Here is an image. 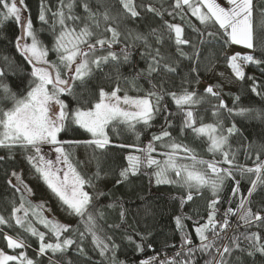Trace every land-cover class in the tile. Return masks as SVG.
<instances>
[{
  "label": "trees",
  "instance_id": "1",
  "mask_svg": "<svg viewBox=\"0 0 264 264\" xmlns=\"http://www.w3.org/2000/svg\"><path fill=\"white\" fill-rule=\"evenodd\" d=\"M88 2L94 12L103 13L107 9L109 15L115 17V20L108 22H104L100 17L101 28L99 30L93 28L97 37H94L92 42L94 43L95 39L101 35L110 37L111 33L104 31L109 25L116 28L120 36L111 50L117 53L119 59L110 60L102 65L101 69L94 70L84 84L75 82L73 94L61 96L68 105L69 112L78 107H91L98 101L101 88L111 92L119 85L121 89L119 95L127 92L129 96L135 97L145 96L147 92L153 90L155 85V90L162 94L161 110L155 114L150 126L139 123L133 131L123 124L110 125L106 129L110 144L105 149H97L95 145L89 146L85 143L65 145L72 154L73 163L78 165V170L84 176L93 177L99 171L100 178L93 181L95 187H86V190L96 197L93 201L94 207L90 210L93 212L101 210L104 213L103 219L99 220L103 228L100 235L110 247L113 243L117 247L114 253L110 250L101 256L91 235H86L81 240L79 233L84 229L79 217L70 214L67 206L62 205L59 198L40 178L28 162L29 152L21 147H0V215L9 218L13 206L20 204L21 192L16 191V188L8 181V176L12 170L22 167L32 172L38 185L45 192L44 195L37 196L50 199L58 215L67 220L72 229H79V231L63 234L75 241L67 251L56 254L47 252L39 256L38 238L16 226L14 220H10L11 227L0 226V249L10 255H18L23 251L36 264H113V255L116 264H141L142 261H148L152 257L156 258L153 264H159L163 260H175L176 264H184L189 259L185 255L187 249L198 248L200 245L194 228L198 224L207 222L210 211L208 204L216 198L211 189L207 186L201 187L199 191L193 188L191 190L193 199L182 206L181 198L186 197L189 190L177 183L156 184L155 166L141 167L135 175L129 173L127 179H123L120 173L128 167L127 157L142 156L143 153L138 149L145 148L152 141L153 134H159L162 129L170 131L172 139L177 143L192 149L197 159L221 162L220 167L229 168L228 164L222 163L224 159L222 153L214 154L208 151L209 141L206 136L197 135L191 129L181 131L184 121L183 111L178 109L168 93L180 94L184 89L195 91L197 98L203 97L199 104L191 106L196 127L201 123L222 125L224 135H228L226 129L233 124L237 130L228 137V143L224 147V151L229 152L230 158L233 159L231 167L233 178L226 179L218 193L220 202L216 205V219L223 223L225 211L228 208L237 209L242 196L248 197V207L264 216V184L258 183L252 195L249 196V188L252 186V180L256 179V174L242 171L244 168H254L257 163H264V115H257V113H264V62L247 64L244 68L243 80L234 77L228 67L225 54L230 44H225L219 34V26L214 23L202 25L186 6L182 9H174L175 0H133L139 12L135 18L125 12L119 0H88ZM42 3L46 9H50L46 11L47 24L38 18ZM254 4L257 6L254 13V43L256 45L254 55L256 59L264 61V47H262L264 28L261 27L259 11L264 8V0H254ZM25 5L27 11L22 15L31 18L39 39L44 46L51 49L54 39L52 12L57 10L60 0H25ZM149 5L162 14L157 15L155 12L148 11ZM74 12L82 17L86 15L82 0H76ZM166 22L178 24L183 28L182 38L189 43L179 46L180 51L175 42V33L167 29ZM83 23L84 21H81V26ZM210 32L217 35L209 36ZM21 34L22 29L15 18L7 21L0 20V68L6 72L3 82L8 84L18 97L26 95L31 79L29 75L31 66L15 47L16 37ZM122 50L128 53L127 60L124 59ZM181 51L187 56L181 55ZM250 51L253 54V50ZM96 54L104 55L106 52L98 51ZM4 57H8L11 63L6 62ZM47 59L56 61V54L49 51ZM155 61H159V66ZM150 65L156 68L151 73H149ZM164 65H168L174 71H168ZM201 80L215 88L219 93V99L225 102L227 108L234 109L233 113L229 114L227 109L216 107L219 105V99L206 94L205 89L199 87ZM253 87L256 88L255 92L252 90ZM2 96L3 93L0 92V97ZM0 107H11V102L0 100ZM188 107L184 106L185 109ZM241 108L253 111L238 115L237 112ZM214 111L218 112L217 116L213 115ZM166 121L170 122L171 127ZM58 138L68 141H87L90 140L91 135L69 120ZM168 142L170 141L166 138L165 143ZM83 144L86 153L83 157L88 160V168H85L83 160L77 156V150ZM154 146L156 151L152 153V156L157 160H163L165 157L162 154L170 151L162 147L161 142L158 141L154 142ZM258 156L259 160H257ZM177 159L180 163L189 165L192 163L189 154L182 151L177 153ZM196 167L201 172L212 175L206 164ZM169 177L172 180L178 179L174 172H169ZM234 188L238 189L235 195H233ZM100 192L104 195L97 196ZM121 211L124 212L123 217H121ZM177 216L186 217L183 220L185 225L183 231L177 228L175 220ZM29 218L33 226L46 233L45 242H55V237L43 224L38 223L31 215ZM228 220V227L232 223L233 226L226 238L224 239L221 233L219 238L214 237L211 232L206 233L208 239H215L216 243L206 252L195 251L192 264H206V261L218 260L216 249L220 248L222 243L233 247L230 239L233 236L240 237V247L245 251L235 249L230 256L226 255L229 264H264V255L258 252L255 255H248L247 249L251 246L242 235L258 232L264 237V222H260L259 226L255 223L251 226L245 225L239 220L238 215H229ZM185 234L191 239V245L183 244ZM5 235L18 237L28 246L15 250L9 249L4 239ZM107 237H111V240L109 241ZM128 237H131V240ZM137 245H140L139 249ZM81 248L83 252L80 251Z\"/></svg>",
  "mask_w": 264,
  "mask_h": 264
},
{
  "label": "snow or ice",
  "instance_id": "2",
  "mask_svg": "<svg viewBox=\"0 0 264 264\" xmlns=\"http://www.w3.org/2000/svg\"><path fill=\"white\" fill-rule=\"evenodd\" d=\"M119 2L130 17L135 18L139 15L133 0H119ZM75 6L76 0H60L57 10L52 12L54 39L52 47L49 49L39 39L31 18L22 15L23 12L27 11L25 0H0V20L7 21L10 18H15L22 29V34L16 37L15 47L17 52L31 66L28 91L22 97H18L12 92L9 85L3 82L6 72L3 68H0V92L3 93L0 100L11 102V107H0V147H21L29 152L28 162L40 178L52 193L59 198L62 205L67 206L70 214L79 217L80 224L84 229L83 232L79 233L81 240L86 235H91L93 243L100 250V255L104 256L110 250L114 253L117 246L113 243L110 247L101 237L100 233L103 232V228L99 220L103 219L104 213L101 210L95 212L90 210L94 207L93 201L96 197L86 190V187H95L93 181L100 178L99 171L93 177L84 176L78 170V165L73 163L72 154L65 148V145L85 143L89 146L95 145L97 149H105L110 144L106 131L110 125L123 124L133 131L139 123L150 126L155 114L161 110L162 94L155 90V85H153V90L147 92L145 96L135 97L129 96L127 92L123 96L118 95L121 91L119 85L111 92H106L101 88L98 101L94 102L90 108L78 107L69 112L68 105L61 99V96L73 94L75 82L79 81L84 84L86 79L92 76L94 70L101 69L102 65L107 64L110 60L117 61L119 59L117 53L111 50L120 36L116 28L109 25L104 31L111 33V36L101 35L95 39L94 43L92 42L93 38L97 37V33L93 31V28L97 30L101 28L100 17L104 22L115 20V17L110 16L107 9L103 13L94 12L88 0H82V7L86 13L83 17L75 14ZM184 6L202 25L207 26L213 23L218 25L219 34L224 39L225 44L253 50V54L234 53L226 57L228 66L237 79L243 80L245 78L240 61L244 65L264 62L256 59L254 55L256 47L254 43V13L257 10L254 0H226L225 5L219 3L218 0H175L173 5L174 9H182ZM147 10L155 12L157 15L162 14L151 5L148 6ZM46 11H50V9H46L42 3L38 18L45 24L48 23ZM259 11L261 27L264 28V8L259 9ZM81 21H84L82 26ZM166 24L167 29L175 33V42L178 51H180L179 46L189 43L188 40L182 38L183 28L178 24L167 22ZM208 35L215 36L217 33L210 32ZM28 39H30V43ZM49 51L56 54V61L47 59ZM98 51H105L106 54L97 55ZM122 52L124 59L127 60L128 53L124 50ZM157 55H159L158 50ZM181 55L187 56L182 51ZM4 60L9 64L11 63L8 57H4ZM155 63L159 66V61H155ZM164 67L168 71H174L168 65H164ZM155 70L156 68L150 65L149 73ZM193 70L195 71V68ZM252 90L255 92L256 88L253 87ZM205 93L219 99V93L213 91L211 85L205 88ZM168 95L172 96L178 109L183 111L184 121L181 131L191 129L197 135L206 136L209 141L208 151L214 154L222 153L224 157L222 163L228 164L229 168L220 167L221 162L197 159L192 149L177 143L172 139L170 131L162 129L159 134H153L152 141L145 148L138 149L143 153L142 156L129 155L127 157L128 167L121 171L120 176L127 179L129 173L135 175L141 167L151 168L155 166L156 184L177 183L189 190L187 196L181 198L182 206L193 199L191 191L193 188L197 191L203 186L211 189L213 196L216 198L208 204L210 211L208 212L207 222L198 224L194 228L200 240V245L198 248L189 247L185 253L189 259L184 264H192V256L195 251L206 252L216 243L215 239L209 240L206 233L211 232L214 237L219 238L220 232L224 231L229 225V215H238L239 220L249 226L253 223L259 226L260 222H264V216L248 207V197L242 196L237 209L228 208L225 211L223 223L216 219V205L220 202L218 193L221 191L225 180L233 178L231 171L233 159L230 158L229 152L224 151V147L228 143V137L237 131L236 127L234 124L228 127L226 129L228 135L223 134L222 125L201 123L199 127H196V119L191 106L199 104L203 97L197 98V93L188 89L182 90L180 94L171 92ZM186 105L189 106L187 109L184 108ZM216 107L227 109L229 114L234 111V109L227 108L222 99H219V105ZM251 111L253 110L241 108L237 114L244 115ZM213 115L217 116L218 112L214 111ZM257 115L261 116L264 113H257ZM69 120L89 133L92 139L87 141L60 140L58 136L66 128ZM166 123L171 127L170 122L166 121ZM166 138L170 142L165 143ZM157 141L161 142L162 147L170 150L162 154L165 157L163 160H157L152 156V153L156 151L154 142ZM44 145L54 146L56 153L54 161L45 158L42 153V146ZM120 147H124V145H120ZM180 151L189 154L192 160L190 165L178 161L177 153ZM257 160H259V156ZM205 164L212 173L211 176L206 172H201L196 167ZM242 171L256 174V179L252 180V186L249 188V196H251L258 183L264 184V163H257L254 168H244ZM169 172H174L178 179H170ZM13 175L17 174L13 173ZM17 179L20 180L18 175ZM117 183H120V181H117ZM16 191L21 192L19 207L13 206L9 218L0 215V226L11 227L10 220H14L16 226L37 237L40 242L39 256H43L47 252L56 254L67 251L75 241L70 236H64L63 234L79 231V229L74 230L71 225L60 224L57 221L48 219L44 215L43 203L33 204L27 199L25 193L30 195L32 190L26 185L23 191L21 188H16ZM237 191L238 189L234 188L233 195ZM100 195H104V193L97 194V196ZM108 207H113V205H108ZM21 212H23V215H18ZM30 215L38 223L43 224L48 232L55 237L54 243L45 242L46 233L33 226L32 220L29 218ZM123 216L124 212L121 211V217ZM184 219L186 217L177 216L175 218L177 228L181 231L185 228ZM242 235L251 246L247 249L248 255H255L257 252L264 255V237L260 233L251 232ZM4 239L7 241L9 249L15 250L28 246L24 240L18 237L13 238L5 235ZM107 239L110 241L111 237H107ZM128 239L131 240V237H128ZM230 239L233 247L225 244L222 250L220 248L216 249L219 259L215 261V264H229L226 255L230 256L235 249L245 251L240 247V237L233 236ZM191 243V239L185 234L183 244L191 245ZM137 248L139 249L140 245H137ZM80 251L83 252V249L81 248ZM155 259V257H152L148 261H142L141 264H153ZM12 262L36 264L23 251L18 255H8L0 250V264H12ZM113 264H116L114 255ZM159 264H176V261L163 260ZM206 264H213V262L206 261Z\"/></svg>",
  "mask_w": 264,
  "mask_h": 264
},
{
  "label": "rangeland",
  "instance_id": "3",
  "mask_svg": "<svg viewBox=\"0 0 264 264\" xmlns=\"http://www.w3.org/2000/svg\"><path fill=\"white\" fill-rule=\"evenodd\" d=\"M219 3H221L222 5L226 4V0H218ZM206 11V9H205ZM28 42L30 43V39H28ZM234 53H241V54H251L250 49H246L242 46H237V45H231L227 48L225 54L226 56H231ZM239 63L242 64L243 70L245 68L246 65L243 64L242 61H240ZM228 64V62H227ZM229 67V66H228ZM231 74L236 77L234 75V73L232 72L231 68L229 67ZM211 84L205 82V81H199V87L202 88H207L208 86H210ZM212 86V85H211ZM213 87V86H212ZM213 91L216 92L215 88L213 87ZM119 95V94H118ZM123 96V95H120ZM90 108V107H89ZM200 126V125H199ZM197 126V127H199ZM92 139V137L90 138ZM83 145L79 146L78 150H77V156L80 157L83 160L84 166L85 168H88V160L85 156V150L83 149ZM42 153L44 154L46 159H50V160H55L56 158V153L54 151V146L51 145H44L42 146ZM33 167V166H32ZM13 173H16L19 177L20 180L17 179V175H13ZM8 181L15 187V188H21V190H24V186L26 185L28 188H30L32 190L31 194H27L25 193V195L27 196V199L30 200L32 203L34 204H44V215L53 221H57L60 224H66L69 225V222L67 220H65L64 218H62L61 216L58 215V213L55 211V209L53 208L52 205V201L50 199H48L47 197L44 196H37V195H44L45 192L42 191V189L40 188V186L38 185L37 180L34 178V175L32 174L31 171H29L28 169L25 168H19L17 170H12L8 176ZM16 207H19V204L16 205ZM18 215H23V212L18 213ZM1 250V249H0ZM3 251V250H2ZM5 252V251H4ZM6 254H8L7 252H5ZM10 255V254H8ZM217 260V259H216ZM214 260V261H216ZM213 264H215V262H213Z\"/></svg>",
  "mask_w": 264,
  "mask_h": 264
},
{
  "label": "built area",
  "instance_id": "4",
  "mask_svg": "<svg viewBox=\"0 0 264 264\" xmlns=\"http://www.w3.org/2000/svg\"><path fill=\"white\" fill-rule=\"evenodd\" d=\"M235 218H236V217H235ZM234 221H235V219H234ZM234 221H233V222H234ZM232 226H233V223L228 227L227 230L220 232V233L224 236V239L226 238V236H227V234L229 233V231L232 229ZM222 247H223V243H222L220 249H222ZM214 262H215V261H214Z\"/></svg>",
  "mask_w": 264,
  "mask_h": 264
}]
</instances>
